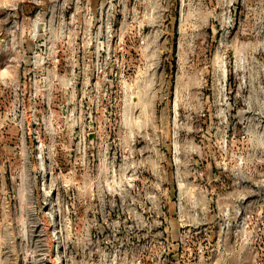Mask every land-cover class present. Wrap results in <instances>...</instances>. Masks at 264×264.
Wrapping results in <instances>:
<instances>
[{"label":"rangeland","instance_id":"rangeland-1","mask_svg":"<svg viewBox=\"0 0 264 264\" xmlns=\"http://www.w3.org/2000/svg\"><path fill=\"white\" fill-rule=\"evenodd\" d=\"M0 264H264V0H0Z\"/></svg>","mask_w":264,"mask_h":264}]
</instances>
